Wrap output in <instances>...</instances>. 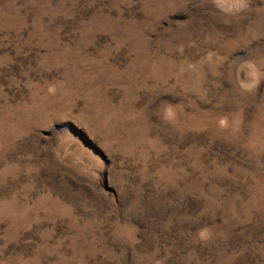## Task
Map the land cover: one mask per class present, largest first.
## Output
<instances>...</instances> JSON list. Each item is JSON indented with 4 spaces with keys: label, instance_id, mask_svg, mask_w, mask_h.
Returning a JSON list of instances; mask_svg holds the SVG:
<instances>
[{
    "label": "rangeland",
    "instance_id": "1",
    "mask_svg": "<svg viewBox=\"0 0 264 264\" xmlns=\"http://www.w3.org/2000/svg\"><path fill=\"white\" fill-rule=\"evenodd\" d=\"M0 264H264V0H0Z\"/></svg>",
    "mask_w": 264,
    "mask_h": 264
}]
</instances>
